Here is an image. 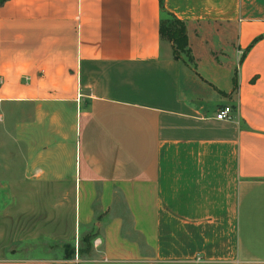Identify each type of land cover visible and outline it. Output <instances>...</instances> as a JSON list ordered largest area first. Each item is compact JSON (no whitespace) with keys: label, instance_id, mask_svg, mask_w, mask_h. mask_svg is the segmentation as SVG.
I'll use <instances>...</instances> for the list:
<instances>
[{"label":"crops","instance_id":"crops-1","mask_svg":"<svg viewBox=\"0 0 264 264\" xmlns=\"http://www.w3.org/2000/svg\"><path fill=\"white\" fill-rule=\"evenodd\" d=\"M0 102L34 108L17 171L72 185L99 263L264 264V0H5Z\"/></svg>","mask_w":264,"mask_h":264},{"label":"rangeland","instance_id":"rangeland-1","mask_svg":"<svg viewBox=\"0 0 264 264\" xmlns=\"http://www.w3.org/2000/svg\"><path fill=\"white\" fill-rule=\"evenodd\" d=\"M17 110L15 104L0 102V258L34 257L55 251L70 259L69 264H103L97 261L93 234L79 238L72 185L33 182L27 177L31 172L26 167L21 173L17 171V121L27 120V113L31 117L34 108L28 107L25 112L21 109L20 115ZM25 144L34 143L28 140Z\"/></svg>","mask_w":264,"mask_h":264},{"label":"trees","instance_id":"trees-1","mask_svg":"<svg viewBox=\"0 0 264 264\" xmlns=\"http://www.w3.org/2000/svg\"><path fill=\"white\" fill-rule=\"evenodd\" d=\"M4 1L5 0H0V3ZM160 34L162 38L167 39L174 44L176 56H179L181 52L185 51L187 45L185 24L182 20L176 18L172 13H166V15L162 18ZM78 251L81 252V249L79 248ZM82 252H86V250H82Z\"/></svg>","mask_w":264,"mask_h":264},{"label":"built area","instance_id":"built-area-1","mask_svg":"<svg viewBox=\"0 0 264 264\" xmlns=\"http://www.w3.org/2000/svg\"><path fill=\"white\" fill-rule=\"evenodd\" d=\"M216 118L221 120H229L233 118L232 105L226 104L220 107L216 113Z\"/></svg>","mask_w":264,"mask_h":264}]
</instances>
